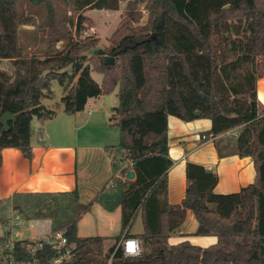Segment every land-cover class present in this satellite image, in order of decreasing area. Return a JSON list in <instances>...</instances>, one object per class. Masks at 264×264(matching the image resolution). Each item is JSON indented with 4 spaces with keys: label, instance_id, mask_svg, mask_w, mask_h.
Segmentation results:
<instances>
[{
    "label": "trees",
    "instance_id": "obj_1",
    "mask_svg": "<svg viewBox=\"0 0 264 264\" xmlns=\"http://www.w3.org/2000/svg\"><path fill=\"white\" fill-rule=\"evenodd\" d=\"M23 1L0 0V118L7 111L15 115L6 131L0 121V164L4 148H18L31 157L37 134L32 121L43 123L57 113V107L44 103L53 96V80L63 86L67 114L118 86L119 104L110 120L119 128V142L107 145L106 151L120 149L122 156L113 160L115 176L95 201L108 210L122 206V233L107 251L105 237L79 236L78 222L91 205L79 203L76 189L15 193L0 203L10 202L20 216L33 211L37 217H50L52 230L63 231L72 247V264H108L111 257L110 264H264V113H259L256 87L259 58L264 56V0H128L131 14L145 2L147 25L110 49L109 55L117 59L112 64L106 65V54L97 50L101 59L94 67L87 62L94 39L71 40L64 32L70 38L65 50L52 52L62 39L55 35L54 0H28L45 4L43 24L50 33L43 56L26 54ZM56 1L78 12L75 34L80 36L85 9H117L121 0ZM93 70L103 74L102 83L93 78ZM169 115L184 121L208 118L213 135L241 127L234 153L253 159L254 182L218 193L219 175L189 161L185 196L181 203L170 204ZM130 171L133 178L127 177ZM188 210L198 222L193 234L216 236V243H169ZM139 211L145 227L136 235L141 253L124 256L118 243L133 236L130 228ZM0 219L9 217L2 214ZM46 246L50 255L56 254Z\"/></svg>",
    "mask_w": 264,
    "mask_h": 264
},
{
    "label": "crops",
    "instance_id": "obj_2",
    "mask_svg": "<svg viewBox=\"0 0 264 264\" xmlns=\"http://www.w3.org/2000/svg\"><path fill=\"white\" fill-rule=\"evenodd\" d=\"M258 65L256 87L259 113L263 114L264 56L260 57ZM110 94L90 98L83 110L73 114L65 113L64 107L58 105L53 118L43 123L37 120L31 157H25L18 148H4L0 164V202L15 193L76 189L79 203L82 206L91 205L78 222V235L105 237V251L122 233L123 215L121 205L108 210L95 201L102 190L111 184L115 176L113 160L118 158L117 150L106 151L107 145H117L119 142L114 140L116 125L110 120L113 108L118 104L103 98ZM168 126L169 154L173 160L168 170L167 199L170 204L181 203L185 196L188 185L186 164L189 161L202 164L219 175L215 186L218 193L235 192L254 182L256 169L253 159L227 151L241 127L213 135L208 118L184 121L175 115L168 116ZM12 213H15L14 210ZM197 227L194 213L188 210L184 224L170 236L169 243L189 240L205 247L217 242L216 236L193 234ZM144 229L143 215L139 211L131 225L130 233L133 236L130 237L139 238L136 235L144 232Z\"/></svg>",
    "mask_w": 264,
    "mask_h": 264
},
{
    "label": "rangeland",
    "instance_id": "obj_3",
    "mask_svg": "<svg viewBox=\"0 0 264 264\" xmlns=\"http://www.w3.org/2000/svg\"><path fill=\"white\" fill-rule=\"evenodd\" d=\"M127 3L128 0H121L117 9H85L82 13L87 17V20L82 25L80 36H77L75 34V25L78 21V12H74L69 3L54 0L56 7L55 16L57 28V33H55V35H60L62 39L55 42V48L52 50V52H60L65 50L66 45L70 41V38L64 34V32H66L71 34V40L78 38L81 40L94 39L96 41L94 48L87 52V62L91 67H94L95 63L99 62L101 59V55L97 52V50H102V54H106L104 61L108 56H112L114 61H116L117 59L115 56L109 55L110 49L115 46L124 35L137 32L142 27L146 26L149 20V10L145 7V2H139L134 7L132 13L138 18L136 20L131 19L134 15L129 13L130 8ZM23 10L25 17L24 23L22 25L21 39L24 44V50L26 54H36L38 56H43L48 51L47 39L50 33V28L46 24H43L45 15L47 13L46 6L44 3L40 5H33L28 2V0H24ZM92 76L96 81L102 83V73L93 70ZM51 88L53 91V96L52 98L46 99L44 103H49L55 107L58 105L64 107L62 102L63 86L58 80H53ZM117 91L118 86L110 95L103 96V98L110 99L112 102L114 101L115 104H119V97L116 96ZM37 124L38 122L35 118L32 121V125L37 127ZM114 138L115 142L117 143L119 140V128L117 126H114ZM228 146L229 148H227V151L230 153L235 152V142H230ZM121 156L122 151L118 149L116 152V157L120 158ZM32 200L35 199L33 198ZM11 206L12 205L10 202L0 203V213L6 215L9 218L15 215L18 217V219H20V237H35L43 235L49 230V226L52 224V219L50 217H37L34 215L33 211H29L27 213V217L22 215L21 217L17 213H12L13 209ZM2 214H0V216ZM36 219H48L50 223L48 221L44 222L41 220L38 221ZM6 225L7 220L5 221V219H0V236L6 233Z\"/></svg>",
    "mask_w": 264,
    "mask_h": 264
},
{
    "label": "built area",
    "instance_id": "obj_4",
    "mask_svg": "<svg viewBox=\"0 0 264 264\" xmlns=\"http://www.w3.org/2000/svg\"><path fill=\"white\" fill-rule=\"evenodd\" d=\"M6 220V233L0 236V264H72V247L68 245L63 231H53L50 224L45 234L23 238L20 237V219L14 215ZM41 221L49 222L48 219ZM47 244L56 250V254H49ZM118 246L124 256H137L141 253V240L136 237H123ZM111 262L112 257L108 264Z\"/></svg>",
    "mask_w": 264,
    "mask_h": 264
},
{
    "label": "water",
    "instance_id": "obj_5",
    "mask_svg": "<svg viewBox=\"0 0 264 264\" xmlns=\"http://www.w3.org/2000/svg\"><path fill=\"white\" fill-rule=\"evenodd\" d=\"M114 62V58L112 56H108L105 60V64L106 65H109V64H112ZM15 118V115L14 113L10 112V111H7L5 112L1 118H0V121L1 123L3 124V131H6L9 129V124H8V121L11 120V119H14ZM127 177L128 178H133L134 177V172L133 171H130L128 172L127 174Z\"/></svg>",
    "mask_w": 264,
    "mask_h": 264
}]
</instances>
